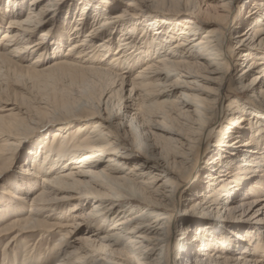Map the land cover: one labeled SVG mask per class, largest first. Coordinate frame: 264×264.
<instances>
[{
  "label": "bare ground",
  "instance_id": "6f19581e",
  "mask_svg": "<svg viewBox=\"0 0 264 264\" xmlns=\"http://www.w3.org/2000/svg\"><path fill=\"white\" fill-rule=\"evenodd\" d=\"M70 1L30 0L24 17L12 1L20 11L9 14L1 35L0 75L11 68L20 78L56 70L94 74L111 79L113 89L94 85L98 91L91 87L96 93L86 95L92 106L65 110L60 118H40L48 102L0 116V179L16 148L31 143L33 127L51 128L23 174L1 192L8 199L0 218L16 214L0 227L5 246L26 233H38L40 241L57 232L56 264H264V0H243L233 27L231 8L240 0H217L225 14H205L194 0H151L147 11L163 14L167 4L172 18L126 25L137 14L112 13L109 0H82L77 23L86 22L90 10L98 21L83 35L82 27L65 28V53L39 69L38 58L54 53L57 37L48 29L29 39ZM139 26L151 34L134 41ZM32 54L37 59L26 69ZM112 94L119 96L116 111ZM242 224L254 226L242 235Z\"/></svg>",
  "mask_w": 264,
  "mask_h": 264
},
{
  "label": "rangeland",
  "instance_id": "374dc122",
  "mask_svg": "<svg viewBox=\"0 0 264 264\" xmlns=\"http://www.w3.org/2000/svg\"><path fill=\"white\" fill-rule=\"evenodd\" d=\"M12 1L11 0H0V39H1L2 33L5 31V27L7 26V23H8L7 21L9 20V14H13V13H16V12L20 11L18 8L16 9V7H14V4H13ZM29 1L30 0H17L18 7H20V9L22 8V11H23L22 17H24L26 15L27 11H28ZM109 1L111 2V6L110 7L113 8V12L112 13L117 14V13H121V12L127 11L129 13L137 14L135 16V20H133L131 18L126 19V21H124L125 25L127 23H132V22L143 23V21L145 19L146 20H150V23L151 22L155 23V21H157L159 23H163V21L159 20V18L161 16L166 17V18H168V17L172 18V16L168 13L169 12L168 9L170 8V6L167 7L166 6L167 4H162L161 3L165 7L161 8L163 10V12H162L163 14H158V13H154V12L152 13V12L147 11L149 9L147 6L149 4V1L151 2V0H109ZM194 1L199 6V9L205 14H206V12H208L210 14L211 13L225 14V12H223L224 11L223 8L220 6V4H219V2L217 0H194ZM242 2H243V0L242 1L240 0L237 5H232L231 12H230V16L231 17H230V22H229V26H231V27H233V25L235 24L236 19L240 18L243 15V13H244V8H241L239 6ZM20 3L22 4V6L20 5ZM81 3H82V0H71L70 2H67L66 4H64V6L62 5L60 7V9L56 10V12L53 15L49 14L45 18L47 20L46 23L45 24L42 23L41 24V28L36 30V33H34L30 37L29 42L37 40V39H39V35L41 34V32L48 31V29L50 30V32L48 34L49 37H51L54 40H55V36L57 37V46L54 45L53 50H52L54 53L48 52V53L42 55L40 58H38V63L37 64H39V65H38L37 68H39V69L40 68L41 69L42 68H46L47 66H49L48 64H50L52 62V60L57 59V55L58 54L65 53V49L69 45V43L67 42V37L65 35V30H66L65 28H74L76 26L82 27V29H81L82 34L81 35H83L84 32L88 31L89 28L94 23H96L98 21V17L96 19V15H94L95 12L90 10V11H88V15H86V20H85L86 22L83 23L82 21H80L79 23H77L76 19L80 15V11H81L80 5H81ZM180 3L182 4L183 0H180ZM181 12H183V11H181ZM180 15L181 16L186 15L188 18L191 17L188 14H185L184 12L180 13ZM51 16H52V18H49ZM2 18H3V20H2ZM165 23H167V22L165 21ZM179 24H182V23L180 22ZM201 25L202 24L200 22V27H201ZM210 25H206V26L213 27L212 24H210ZM139 27L136 28L138 30L136 31L135 35L133 36L134 38H132V39H134V41L144 40L145 38H147V36H149V34H151V32L148 33L149 32V30H148L149 28L145 27L143 29L142 28L143 26H139ZM180 27H181V25H180ZM180 27H178V28H180ZM244 29L246 30V27L241 28L240 31L241 32L245 31ZM144 31H146V33L148 34V35L146 34V37H142L141 36L142 33H144ZM202 32H203V30H202ZM60 34H62L63 36L60 37ZM163 35L164 34H162V33L160 34V36H163ZM154 36H158V35H154ZM110 37H113L114 46H116L118 44L117 43L118 42L117 31L112 30ZM47 48H49V46ZM49 49H51V48H49ZM37 54H34V55L32 54L31 56H28L27 61L23 63L24 66H26V69L30 68L29 64L35 60ZM10 64H12V63H10ZM13 69L18 70L17 68H11L10 69L11 73H5L4 69H3L4 73H2V75H0V116H3L5 118L6 117L9 118L10 115H12L10 117L17 116L15 114H19V111L17 110V109H19V107H20V110H21V108L23 109L24 107L28 106L29 104H30L29 105L30 107H35V106L38 107V103H45V102H48V103H45V104L47 105L49 111L47 109L44 110V111L40 110V112H42V114L40 115V118H42L43 120H45V119L47 120L49 118L51 119V118H53V116H54V118H60V117L63 116V114L65 116V113L67 115V113H69L70 110H71L70 113L71 112L74 113V111H76L75 113H78V112H81L83 110H86L87 107H90V105L91 106L93 105L92 102H89L88 96H86V95H88V93H87L88 91H90L91 95H93V93L95 94L98 91V90L96 91V87L98 85L101 86V87L98 86V87H100L99 89L102 88L101 90H104V92L107 91V90L108 91L112 90L113 88H111V87H113V85H114V84H112V80L108 79L107 77L105 79L102 76L103 79H104L103 80L102 77L100 78V76H99V78H100L99 79L94 74H93L94 76L91 74V76L93 78L90 76V74H86V75L85 74H81L83 76L85 75L84 76L85 78L84 77L80 78L81 76H78L80 74H78L76 72H75L76 74H72L70 72L65 73V72H63L61 70H56V71H54V73L53 72L45 73V74H43L41 76H39V75L37 76V74H34V73L29 74V72H28V74H29V76H28V74L26 72V75L24 76V78L23 77L20 78L19 70L14 72V71H12ZM13 72H14V75L12 74ZM231 74L234 75V74H237V73L236 72L234 73L233 71H231ZM16 76H18V77H16ZM96 77H97V79H95ZM36 78H40L39 81H37ZM77 78H78V80L76 81ZM79 78H80L81 82L79 81ZM84 79H86V82H85ZM101 80H103V81L101 82ZM16 81H18V82H16ZM72 81H74V83L75 82L78 83V85H76V83L73 84ZM87 81H90V82H88L89 83L88 85L90 87L85 84V83H87ZM98 81L100 82L99 84L97 83ZM44 82H45V85H46V83H48L47 85L50 84L49 86H51V87H49V86L46 87L44 85ZM41 83H43V85L45 87ZM90 83H91V85H90ZM32 84H35V86L33 85L34 86L33 87ZM39 84H41V85H39ZM109 84H111V85H109ZM199 84H203L202 86H204L205 88H207V86H211L208 83L205 84V83L201 82ZM94 85H96V87ZM85 86H86V89H88L87 91L84 90V92L86 91L85 95H83L84 92L79 94L81 91H83V89H85ZM103 86L105 88H107V89L105 90V88ZM41 87L44 88V89H41ZM91 87L96 92H94V91L92 92V90L90 89ZM98 87H97V89H98ZM128 88H129L128 86H124V92H122V95H121L122 98L123 97L125 98L128 95ZM56 92L57 93L59 92L58 93L59 95H57ZM104 92L102 91V93H104ZM39 93H41V94H39ZM80 95L81 96L82 95L86 96L85 98H83V96H82L83 100L81 98V102L77 101V100H80ZM175 95L177 96V93ZM56 96H58V97H56ZM61 96L64 99H62ZM64 96H66L67 99ZM239 96L244 97V96H246V94L242 93V94H239ZM101 97H100V99H101ZM52 98H55V102L54 103H56V102L58 103L60 98H61V100L59 102H61V104H62V101L64 100V103L62 105L58 103V105H60V106L56 105L57 104L56 103L55 106H53V102H52L53 99ZM172 98H173V96H172ZM66 100L67 101L69 100L68 101L69 104H70V101H71V105L70 106L68 105L70 109H68L66 107V105H67L66 104L67 103ZM86 100H88V102ZM118 100H119V96H117V95L115 96L114 94H112V98H111V103L110 104L111 105L114 104L112 106L114 111H116L118 109L117 105H115V103L117 104ZM76 101L79 102L78 105L76 104L77 103ZM29 102H31V103H29ZM72 102H73V104H72ZM84 103H86L87 105L84 104ZM75 104L77 105V107L75 106ZM88 104H90V105H88ZM4 106H7V107L3 108ZM50 106L54 107V108H51ZM63 107H64V111L62 110ZM65 107L67 109H65ZM80 107H81V109H80ZM9 108H12V109L14 108V109L13 110H8ZM60 108H62V109H60ZM83 108H85V109H83ZM53 110H55V111H53ZM57 110H58V112H57ZM60 110H62V111H60ZM65 110H66V112H65ZM50 111L54 112V113H51ZM47 112H49V113H47ZM62 112H63V114H62ZM56 113H58L60 115H58ZM46 114H47L48 117H46ZM7 115H9V116H7ZM245 124H247V123L244 122V129L247 131V129L249 128V125H245ZM260 125H262V123ZM33 128H34L33 129V133L31 134L32 136L30 137L31 138L30 140H32L31 143L28 144L27 146H24L23 148L22 147H19V148L17 147L16 148V152H15L14 155H12L11 160L9 162H6L7 165H8L7 168L5 169L6 172L3 173L2 177H1L2 180L0 179V204H1L0 205V209L1 210H3L2 208H4L6 206L5 204L7 203L6 201L8 199L7 197H2V195H1V192L3 191V187H5L7 185H11L14 182L15 179H18L21 176V174H23V171H25V169L27 167L25 165H27V163L29 161V156H31L29 154H31V153L33 154V152H35V150L37 148V145H39L40 141L43 138L47 137L48 134L51 133V131H50L51 128L49 126H46L45 128H43L41 130L38 129V125L34 126ZM137 129H138V130H136L137 132L135 131L134 133L136 134L135 137L137 138V140H139L140 138H139L138 134L140 135L141 129L140 130H139V128H137ZM138 131H140V132H138ZM154 131L158 132L157 130H154ZM232 134H233V132H232ZM263 134L264 133H262L260 135H263ZM210 143H211V141H210ZM136 146H137V144H136ZM133 154L134 155H138L140 157H143V155H140L135 150H134ZM191 180H193V178H191L190 181L188 180L186 183L184 181L182 183L183 184L182 189L187 188L190 185ZM199 183L200 184H198V185L200 187H198L199 189H197V191L200 190L201 187H202L201 186L202 182L199 181ZM3 198L6 199V201ZM9 206H10L9 208H12L10 204H9ZM182 206L185 208V205H183V204L180 205V207H178L180 209V211L184 209ZM84 209L85 210L90 209V205L86 206ZM11 215L12 216H16V214H12V212H11ZM11 215L8 214V216H4V215L1 216V218H0V227L8 224L9 221L14 218ZM17 215H18V213H17ZM232 223L236 224L237 222L233 221ZM241 226L243 227V229L240 228V232L243 235V233H245V230H246L245 228L254 226V224H252V225L242 224ZM229 232L232 233L231 229L228 230V232L226 231V235H228L232 239L233 235H231V233H229ZM233 232H236V231H233ZM37 235H38V233H36V232H34V233H26V235L23 234V236L20 238L19 241L9 242L7 247L5 246L7 244V241H8L7 237H3V238L1 237L0 238V264H23V259L24 258L26 259V262L24 264H44V262H46L45 264H56L58 262V260L60 259V258H56L55 255H54V251L58 247H60L59 246V244H60V241H59L60 235H59V233L54 232L53 234H49L48 236L44 235L45 237H43V239L40 240V241L37 240ZM173 243L171 245V251H173V248H172L173 247ZM71 250H72V248H69L66 251L70 252Z\"/></svg>",
  "mask_w": 264,
  "mask_h": 264
}]
</instances>
